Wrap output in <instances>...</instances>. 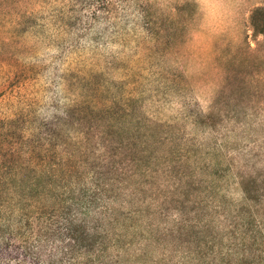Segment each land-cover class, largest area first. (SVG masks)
Listing matches in <instances>:
<instances>
[{
  "label": "rangeland",
  "instance_id": "374dc122",
  "mask_svg": "<svg viewBox=\"0 0 264 264\" xmlns=\"http://www.w3.org/2000/svg\"><path fill=\"white\" fill-rule=\"evenodd\" d=\"M44 150V264H264V0H0V156Z\"/></svg>",
  "mask_w": 264,
  "mask_h": 264
},
{
  "label": "trees",
  "instance_id": "16d2710c",
  "mask_svg": "<svg viewBox=\"0 0 264 264\" xmlns=\"http://www.w3.org/2000/svg\"><path fill=\"white\" fill-rule=\"evenodd\" d=\"M48 153L52 152L39 153L34 158L37 162L31 160L27 166L17 163L15 152L0 156V251L13 249L15 244L21 250L14 256H1L0 264H44L36 252L35 228L46 230L65 249L72 248L81 235L67 222L62 208L64 199L73 198L69 181L57 160L47 162ZM28 247H34L33 252ZM73 252V259L84 257L79 250Z\"/></svg>",
  "mask_w": 264,
  "mask_h": 264
}]
</instances>
